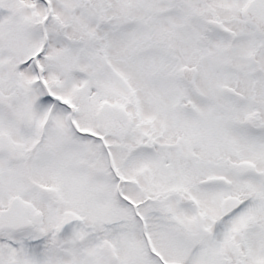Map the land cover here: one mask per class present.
I'll return each instance as SVG.
<instances>
[{"label": "snow or ice", "instance_id": "6c2138e0", "mask_svg": "<svg viewBox=\"0 0 264 264\" xmlns=\"http://www.w3.org/2000/svg\"><path fill=\"white\" fill-rule=\"evenodd\" d=\"M0 264H264V0H0Z\"/></svg>", "mask_w": 264, "mask_h": 264}]
</instances>
